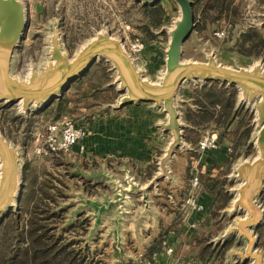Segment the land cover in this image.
Returning <instances> with one entry per match:
<instances>
[{
  "label": "water",
  "instance_id": "water-1",
  "mask_svg": "<svg viewBox=\"0 0 264 264\" xmlns=\"http://www.w3.org/2000/svg\"><path fill=\"white\" fill-rule=\"evenodd\" d=\"M133 1L141 6H154L161 0ZM173 1L178 7V15L170 25L160 27L159 32L167 34L164 66L152 79L147 75L146 67L139 63L140 56L128 52L123 39L111 35L109 30L96 31L71 55L62 43L57 25L48 35L43 61L29 65L24 75L15 76L12 64L26 27V10L21 0H0V103L3 107L16 104L17 115L27 117L60 99L73 81L81 78L95 62L104 61L113 73L108 86L114 87L118 94L113 108L151 104L163 113L164 120L157 128L169 135V141L157 159V170L152 177L142 184L126 171L123 176L105 172L95 174L101 177L98 183L105 181L104 186L113 189V194H104L101 199L88 198V205L83 206L87 211L91 210V218L85 214L90 219V233L99 230L105 215L112 214L108 235L112 238V246L122 249L120 233L129 214L131 198L138 197L147 206L149 192H156L161 182H171L175 156L194 151L185 141V131L190 126L181 113V106L186 102L180 97L182 88L218 84L228 90L235 89L232 117L242 107L250 108L255 155L232 163L226 178L234 184L226 189L230 200L221 212L231 223L211 243L214 247L224 246L231 239L242 243L225 251L224 264H264V251L258 247L256 232L264 222L261 202L264 194V63L258 61L249 67L234 68L219 62L213 52L206 54L204 60H185L184 45L198 19H195L193 0ZM20 159V149L0 130V219L17 209L23 188Z\"/></svg>",
  "mask_w": 264,
  "mask_h": 264
},
{
  "label": "rangeland",
  "instance_id": "rangeland-1",
  "mask_svg": "<svg viewBox=\"0 0 264 264\" xmlns=\"http://www.w3.org/2000/svg\"><path fill=\"white\" fill-rule=\"evenodd\" d=\"M21 1L25 6L27 23L13 58L12 73L15 76L24 75L29 65L39 64L43 61L48 35L55 25L58 27L57 30L65 49L71 55L96 31L107 29L111 35L120 37L126 42L133 38H140L145 42V48L139 55V63L146 67L147 75L152 79L164 66L167 34L165 32L160 33V28L153 29L155 37L150 38L144 29L146 20L141 5L133 0ZM194 1L196 9L199 11L208 2V0ZM160 3L165 9L162 25L168 26L171 20L178 15V7L173 0H161ZM37 6L39 10H37ZM205 15L202 14L201 17V12H199V28H195L184 45L183 58L185 60H204L206 54L213 52L219 62L234 68L249 67L258 61L264 63V47H256L258 53L252 55L241 54L235 47L237 39L246 30H257L264 37V26L262 25L264 0H232L228 12L225 15L222 14L218 19H214L215 13L211 10H208ZM221 30L224 31V36L217 37L214 33ZM257 40L258 38L255 37L254 41ZM110 74L113 75L109 71V65L104 61L94 63L89 74L79 82L74 83L71 89L66 91L60 99L52 101L46 107L29 114L27 117L17 115L16 104L3 107L0 103V130L11 143L20 149V160L23 166V188L17 209L11 211L12 213H21L24 219L25 214H27V207H31V202L38 200L39 196L43 194L42 191L46 190L52 194L59 205L58 207L64 211V218L59 224L63 225L60 227L69 226L78 218L80 213H83L84 216L87 214L91 218V210L87 211L83 207L88 205L86 199H101L104 194H113V189L109 186H104L103 182L97 185L90 178L87 171H90L91 168L86 167L84 159L81 157L86 149L78 153L79 148L77 146L69 152L52 155H37L33 151L35 134L47 122L56 121L60 116L66 114L73 120H79L86 125L91 121V115L103 111L104 101L113 96V93L110 96L100 93L104 89L103 84L110 79ZM188 86H193L194 89L190 87L192 92L186 94L187 100L181 106L184 120L186 110L194 109L192 107L195 106L193 98L196 97V90L200 88L198 85ZM77 103L82 104L78 105ZM80 107H85V116H81V111L78 109ZM207 109L213 111L215 115L220 110L219 107L210 106ZM14 118L16 119L14 120ZM201 119L193 115L190 120L191 123L194 124L199 121V125L187 129L188 137L194 140L195 145H193L194 151L191 152V162L199 156L196 148L197 142L203 134L202 130L209 124L217 129L218 147L223 146L230 149L226 151L229 158L221 164L222 169L214 171L218 188L215 192L218 209L219 205L226 201V196H228L227 202L230 200V195L226 189L234 183L229 182L226 176L230 172L232 163L237 159L251 158L255 155V149L252 145L254 128L252 113L249 107H242L232 117L228 127L222 123L219 127L215 126V116L213 119ZM191 162H189L190 168H192ZM195 193L193 194L195 195ZM48 199L49 204L53 205L51 199ZM261 202L264 205V194L261 197ZM111 215L104 216L103 226L105 229L110 224ZM218 217L217 215L216 218ZM216 218L215 221L217 222L218 219ZM58 220L60 218L54 222H58ZM219 222L216 229L223 228L226 224L231 223V220L224 217ZM101 225L99 229L103 227ZM89 229L85 234L78 229L65 235L78 234L81 236L78 238L90 246L91 250L95 252V256L101 258L104 264H155L152 259L148 260V258L143 257L144 254L141 255L138 251H134L130 239L125 241L122 249H116L111 244V236H107L106 232L100 235L103 231L96 230L90 233ZM257 234L259 236L258 247L264 251V222L257 229ZM241 245V242L231 239L226 247ZM219 255L222 257L221 262L217 258ZM223 255L224 248L215 249L214 259L219 261L216 264H224Z\"/></svg>",
  "mask_w": 264,
  "mask_h": 264
},
{
  "label": "crops",
  "instance_id": "crops-1",
  "mask_svg": "<svg viewBox=\"0 0 264 264\" xmlns=\"http://www.w3.org/2000/svg\"><path fill=\"white\" fill-rule=\"evenodd\" d=\"M92 66L81 78L73 81L66 91L88 75ZM111 76L112 74L109 75L110 79L103 84L104 89L100 93L108 96L113 93V96L104 101L103 111L91 115V121L85 125L88 130L84 141L86 152L81 157L86 167L91 168L87 172L97 185L101 177H96L95 174L105 172L123 176V171L130 173L138 182L144 184L156 172L157 159L169 141V135H164L157 128V124L164 120V115L151 104L128 105L121 109L113 108L118 94L114 87L108 86ZM190 87L193 88L187 85L181 90L180 97L185 101L187 100L186 94L192 92ZM192 107H194L193 111H196L197 106ZM78 109L81 111V116H85V107ZM185 122L189 124V128L197 127L186 120ZM211 125L209 124L208 128H204L202 132L217 131ZM185 141L194 148V140L188 137L187 130ZM75 147L77 146L73 148ZM226 151L227 148L220 146L216 150L204 153L200 158L199 187L193 190V193L196 192L193 195L204 206L200 212L193 210L185 202V198L191 191L189 167L192 159L191 152L178 153L171 166V182H161L156 192L150 191L147 206L140 201V198H131L129 214L125 217L120 233L122 244L130 239L134 251H138L141 255L144 254L143 257L149 247L156 246L157 250L151 256L155 264H216V262H221L220 255L217 256L219 261L214 259L215 249L224 248L225 253L228 246L226 247V244L214 247L211 242L228 226L226 224L223 228L216 229L220 219L226 217L222 216L221 212L228 206V202L217 209L215 192L218 188L214 171L222 169L221 164L229 158ZM217 215L218 218H216ZM215 218L218 219L217 222ZM103 223L102 220L101 226L104 225ZM104 227L98 230L103 231L100 235L106 232V235L110 236L108 234L111 231V223L106 229ZM168 248L172 251L167 252Z\"/></svg>",
  "mask_w": 264,
  "mask_h": 264
},
{
  "label": "trees",
  "instance_id": "trees-1",
  "mask_svg": "<svg viewBox=\"0 0 264 264\" xmlns=\"http://www.w3.org/2000/svg\"><path fill=\"white\" fill-rule=\"evenodd\" d=\"M231 5L232 0H208L199 11L194 1L195 19H198L199 12L202 17V14L205 15L208 10L215 13L214 19H218L228 12ZM141 10L146 20L144 29L150 38H154L153 29L162 26L165 9L159 2L154 6H141ZM198 25L196 28H199ZM255 37L258 38L257 41H254ZM235 47L241 54H256L258 53L256 47H264V37L257 30H246L237 39ZM235 94V89L228 90L218 84H206L200 87L196 90V97L193 98L197 109L196 111L187 109L185 120L193 124L190 121L193 115L200 119H213L215 116V126L219 127L222 123L228 127L232 119ZM209 106L219 107V113L215 115L213 111H209L207 109ZM193 125L198 126L199 121ZM42 193L38 200L31 202V207H27L28 215L25 214L24 219L21 213L11 211L0 219V264H104L101 258L95 256L90 246L78 238L81 236L65 235L78 229L85 234L90 225V219L81 214L69 226L60 227L63 225H59L64 218L63 209L58 207L51 193L46 190ZM48 198L53 205L49 204ZM227 200L228 196L219 207H223ZM57 218L60 220L54 222ZM155 250H157L156 246L149 247L144 257L150 260Z\"/></svg>",
  "mask_w": 264,
  "mask_h": 264
},
{
  "label": "built area",
  "instance_id": "built-area-1",
  "mask_svg": "<svg viewBox=\"0 0 264 264\" xmlns=\"http://www.w3.org/2000/svg\"><path fill=\"white\" fill-rule=\"evenodd\" d=\"M217 37L224 36V31L214 33ZM128 52L134 56H139L145 48V42L140 38H133L127 42L123 40ZM88 130L79 120H73L64 114L56 121L47 122L44 127L35 134L34 152L37 155H52L58 153H66L71 151L74 146H78V153L86 149L85 139ZM219 146L218 132L216 130H207L203 132L197 142V151L199 156L192 162L190 168V187L191 191L186 198V203L195 211H202L204 206L198 202L193 195V190L199 187V164L201 156L212 150H216ZM230 149L227 148V151ZM194 226V224H192ZM167 252L172 249L168 248Z\"/></svg>",
  "mask_w": 264,
  "mask_h": 264
}]
</instances>
